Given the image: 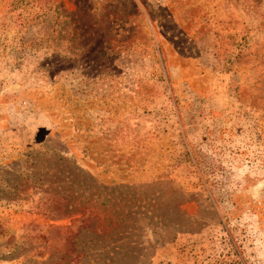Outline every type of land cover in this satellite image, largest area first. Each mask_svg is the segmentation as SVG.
Returning a JSON list of instances; mask_svg holds the SVG:
<instances>
[{
  "label": "rangeland",
  "instance_id": "rangeland-1",
  "mask_svg": "<svg viewBox=\"0 0 264 264\" xmlns=\"http://www.w3.org/2000/svg\"><path fill=\"white\" fill-rule=\"evenodd\" d=\"M55 153L159 206L133 264H264V0H0V264L91 255Z\"/></svg>",
  "mask_w": 264,
  "mask_h": 264
},
{
  "label": "trees",
  "instance_id": "trees-1",
  "mask_svg": "<svg viewBox=\"0 0 264 264\" xmlns=\"http://www.w3.org/2000/svg\"><path fill=\"white\" fill-rule=\"evenodd\" d=\"M26 169L28 173L18 183L46 187L45 192L50 191L63 216L86 215L88 208L96 210L91 217H82L74 236L89 239L86 248L91 255H79L78 241H72L69 253L78 254L74 263L133 264L140 258L144 250L140 226L144 222L151 226L155 219L159 220V206L146 209L142 205L145 200L137 198L130 186H104L76 162L56 153L51 157L35 155L33 165ZM82 258L88 261L79 263Z\"/></svg>",
  "mask_w": 264,
  "mask_h": 264
}]
</instances>
